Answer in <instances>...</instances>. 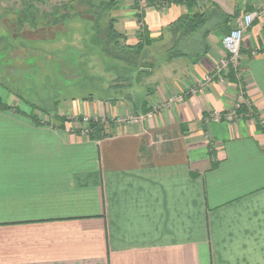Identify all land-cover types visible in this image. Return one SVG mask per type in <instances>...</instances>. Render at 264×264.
Listing matches in <instances>:
<instances>
[{"label": "crops", "instance_id": "crops-1", "mask_svg": "<svg viewBox=\"0 0 264 264\" xmlns=\"http://www.w3.org/2000/svg\"><path fill=\"white\" fill-rule=\"evenodd\" d=\"M211 1L219 10L171 61L168 26L186 9L144 12L151 38L164 37L142 73L70 32L73 20L46 39L0 35V264H264V18L239 71L216 74L235 20L264 0ZM124 23L137 44L136 11ZM241 94L249 111L206 125ZM80 118L110 136L90 140Z\"/></svg>", "mask_w": 264, "mask_h": 264}, {"label": "trees", "instance_id": "trees-1", "mask_svg": "<svg viewBox=\"0 0 264 264\" xmlns=\"http://www.w3.org/2000/svg\"><path fill=\"white\" fill-rule=\"evenodd\" d=\"M40 0H29V2L24 3L23 9L16 10L10 9V12L16 14L14 20L9 21L7 25V31L10 32V38L23 37L26 38V32H40L36 33L43 38H50L51 34L56 33L58 27L62 26L76 14H72L75 9L73 6H68L67 3H63L61 6L53 7L52 11L47 14H43L40 9L33 4V2H38ZM85 5L89 4V8L86 9V13L80 15L81 17H89L91 23V44L97 47L102 53L107 57L119 60L127 66H133L141 69L150 70L156 66L155 61H150L148 59V49L154 44L163 41V33L158 39L151 38L150 31L145 25L139 30V42L135 45L128 44V36L125 33L120 32L116 25L118 20L116 18L110 17V13L121 6L123 0H108L99 2V4L93 3L94 0H85ZM168 6L177 5L186 8V13L180 15L173 23L169 26V32L172 35L171 42L166 52L167 61L174 60L176 58L187 56V54L182 50L180 44L181 41L187 36L198 31L209 19L213 18L219 7H217L211 0H162ZM141 0H134L132 8L138 13L137 19L142 22L144 17V11L140 4ZM158 0H148L147 8H152L157 5ZM160 4V3H159ZM101 9V11H97ZM64 10V13L61 11ZM93 12V13H92ZM107 14L108 22L103 27V18ZM29 25L31 28H28ZM14 26V27H13ZM29 30V31H26ZM102 30L106 32V37L102 38ZM1 35V30H0ZM35 35L32 34L29 38L34 39ZM201 57L199 56L197 60ZM0 107L10 108L9 106L0 102ZM247 104H243L237 112L249 111ZM36 112H41L45 115H49L48 112L42 111L40 109H35ZM64 119V118H62ZM66 120V119H65ZM65 120L63 123H65ZM80 123L83 125L84 119L80 118ZM45 124H50V122H45ZM100 119L89 118L87 126L81 128V132L86 134L90 140L100 141L110 135L106 133V128ZM259 124V123H258Z\"/></svg>", "mask_w": 264, "mask_h": 264}, {"label": "rangeland", "instance_id": "rangeland-1", "mask_svg": "<svg viewBox=\"0 0 264 264\" xmlns=\"http://www.w3.org/2000/svg\"><path fill=\"white\" fill-rule=\"evenodd\" d=\"M101 1L102 0H94L93 3H95L97 5ZM104 1L106 2L108 0H103V2ZM147 1L148 0H141V2H140L144 12H147V10L150 9V8H147V6H146ZM204 1H206V0H204ZM27 2H29V0H0V30H1V35L4 34L5 36H7L11 40V38L9 36V34H11V33L7 31L6 26L10 24L9 21L14 20V18L16 17V14H14L13 12H10V9H16V10L23 9L24 3H27ZM85 2H86L85 0H40L38 2H33V4H35L40 9V11L43 12V14H45V13L49 14L52 11L53 7L61 6V5H63V3H67L68 6L71 4L70 6H73L74 7L73 9H75V11L71 12V13L76 14V15L73 16L74 18L69 20V21L73 20V21H71L72 25H69L70 26L69 29H71V27H73V30H75V33L78 34L77 36L80 37V34L81 33L83 34L84 32H86V34L90 33L91 35L93 33L92 30L90 29L91 23L89 21V17H84V16L81 17L80 16V15H83L84 13H86V9L89 8L88 7L89 4L85 5ZM133 3H134V0H123L121 3V7L114 9L110 13V17L120 18L124 22V19L128 18V14H131L133 11H136L132 8ZM156 3H157V5L155 7H158L159 12H161L162 14H165L167 12V9L169 8L168 5L166 3H164L162 0H158V2H156ZM97 11H101V9H97ZM148 11H151V10H148ZM61 13H64V10H62ZM138 13L139 12L136 11V15H138ZM143 20H144V17H143ZM143 20H142V22H139V20H138L139 30L142 27V25H144ZM69 21H68V23H70ZM107 22H108V17H107V14H105L104 18H103V27L104 28H105ZM123 22L121 24L120 21H118L117 25L118 24L119 25H118V27L116 25V27L120 32L125 33L127 35V32L124 29L125 23L123 24ZM169 26H168V30H169ZM28 28H31V26L29 25ZM63 28H65L64 24L62 26L58 27V29H63ZM30 30H32V28ZM26 31H29V30H26ZM32 31H34V30H32ZM71 31H72V29L70 30V32ZM102 31L103 32H102L101 37L105 38L106 32L104 30H102ZM62 32H64V31H62ZM36 33H40V32H38V31L30 32L29 31V32H26L25 35H26V38L28 39L32 34L35 35L34 37H37L38 34H36ZM167 34L172 37V35L170 34L169 31L167 32ZM76 39H78V41H79L80 38H76ZM156 39H158V38H156ZM14 40H15V38L12 39V43H13V45H16L17 42H15ZM9 55H12V54L4 53V55L3 56L1 55V57H6L7 61H5V62L8 63L11 67H15L16 65L17 66L19 65V67H17V66L15 67L16 70L21 68L22 70L20 72L27 73L26 71H28V73H27V76H28L29 72L33 69V68H31V66H29L28 62H22L21 60H19L17 58H13V55L11 57H9ZM2 62H4V61H2ZM32 66L34 67V65H32ZM25 68H26V71H23V70H25ZM37 69L40 71L41 68L39 67ZM28 78H30V77H28ZM14 82H16V81H14ZM18 84H21V82L19 81ZM173 102H176V101H173ZM134 117H137V116H129L127 118H134ZM127 118L123 119V121H121V122H126ZM85 125H86V123L84 122L83 127Z\"/></svg>", "mask_w": 264, "mask_h": 264}, {"label": "built area", "instance_id": "built-area-1", "mask_svg": "<svg viewBox=\"0 0 264 264\" xmlns=\"http://www.w3.org/2000/svg\"><path fill=\"white\" fill-rule=\"evenodd\" d=\"M259 18H264V10H257L251 13H245L239 16L235 20L234 28L223 39L222 43L225 49L226 56L217 65L216 74L218 75L224 74L225 76H228L231 72V67L234 68L236 72L239 71L241 65V59H242L241 46L244 36L248 32V30L252 27L254 22ZM211 80L212 77H208L204 85H206V83L208 85L211 82ZM243 104L248 105L249 102H247L244 95L241 94L239 96V100L237 102L235 110L231 111L226 115H221L219 113L212 114V116L206 120V125L211 121L221 122L225 120L228 122H234V120L237 118L238 115L237 110ZM152 117L153 114H148L145 116L141 115L134 118H127L126 122L127 124H138ZM84 122L86 123L85 125L86 127L89 122V118H84Z\"/></svg>", "mask_w": 264, "mask_h": 264}]
</instances>
